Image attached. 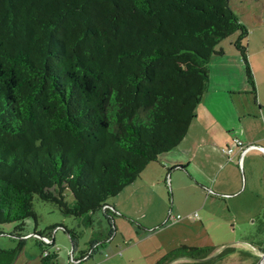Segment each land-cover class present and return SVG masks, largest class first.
<instances>
[{"label": "trees", "instance_id": "1", "mask_svg": "<svg viewBox=\"0 0 264 264\" xmlns=\"http://www.w3.org/2000/svg\"><path fill=\"white\" fill-rule=\"evenodd\" d=\"M234 32L255 93L248 30L229 0H0V224L22 236L31 219L49 238L36 197L87 224L101 210L112 230L106 200L185 136L207 62L223 54L215 45ZM20 245L0 248V264ZM42 247L41 264L61 262ZM212 252L181 245L154 264H223L234 248Z\"/></svg>", "mask_w": 264, "mask_h": 264}, {"label": "rangeland", "instance_id": "2", "mask_svg": "<svg viewBox=\"0 0 264 264\" xmlns=\"http://www.w3.org/2000/svg\"><path fill=\"white\" fill-rule=\"evenodd\" d=\"M229 5L248 30L243 41L255 93L233 45L238 32L231 33L215 45L223 54L214 53L207 62V87L235 86L237 90L210 93L212 109L225 129L219 133L217 151L203 144L188 166L197 180L190 179L186 169L149 162L138 177L106 200V205L114 202L122 210L112 215V230L101 210L91 214L93 222L87 224L82 217L64 216L52 203L35 197L36 230L52 233L54 227V248H59L62 260L71 251L77 257L91 250L101 264H154L181 245L208 247L213 252L233 247L223 264H250L263 253L255 247L264 244V164L258 160L251 171L248 168L251 160L258 159L259 149L245 150L244 169L238 158L222 149L233 145L234 139L242 146L264 147V0H229ZM252 176L257 181L251 183ZM222 183L226 194L217 191ZM65 199L72 202L70 192H65ZM15 224H0V248L18 246ZM64 228L74 232L73 241ZM32 229L26 223L25 231ZM26 240L24 251L17 253L12 264H41L45 247L34 236ZM235 242L239 244L231 245Z\"/></svg>", "mask_w": 264, "mask_h": 264}, {"label": "crops", "instance_id": "3", "mask_svg": "<svg viewBox=\"0 0 264 264\" xmlns=\"http://www.w3.org/2000/svg\"><path fill=\"white\" fill-rule=\"evenodd\" d=\"M235 88L236 87L233 86V87H225V88H222L221 90L220 89L218 90L215 87L210 89L208 85L207 90L205 91L202 99L200 100V102L197 104L195 108V117L191 121L185 136L180 140V142L174 148H172L169 151L160 153L157 156V159L154 161L161 163L163 166H169V167H172L173 169H178L180 171H183L184 169H186L190 174L189 176L190 179L197 180L196 176L190 173L188 166L193 162L194 158L197 157V154L199 153V150L203 144L209 146V148L211 146V148L213 147L212 149L217 151L216 143L218 142V139H219L218 138V136L220 135L219 133H221L225 129L223 123L218 118V115L212 109V106H211L212 104L210 102V99L212 97L210 93H217L220 91L221 93L228 94L232 90H233L232 92H234V90H237ZM259 151L261 150H258V153H259L258 159L251 160L248 164V168L250 171L258 160H260L264 164V153L259 152ZM231 153L236 158H238L239 163L242 165L244 169V160H245V155H246L245 151L242 153V150L239 147L234 146L233 151ZM246 153H249V152L247 151ZM254 180L257 181V178L252 176L250 182L253 183ZM262 183H264V180H262ZM222 188H224L223 183L220 184L219 188H217V191L221 192L222 194H226L227 191H224ZM106 207L109 208L110 211L114 212V214H119V212L122 211L120 208H118V206L114 202L111 203V206L106 205ZM26 223H30V226H33L32 231H26V233L22 236H17L13 234L15 238L18 239V242L21 244L20 245L21 250L19 249L18 254L24 251L23 248L28 243L26 240L28 237L34 236L38 240L39 244L45 243L43 241V237L45 236H40L37 233H35V226H34L33 221L32 220H30L29 222L26 221ZM112 223H113V220H112ZM51 231L52 233L48 232L50 237L49 238L46 237L49 239V242L45 244L55 245L56 230L54 229V227H52ZM107 239H109V237H107L106 240ZM8 249H11V248L9 247ZM54 249L59 250L58 247H55ZM86 255L88 256L87 257L88 262L100 261L101 263V260L99 259L97 260L94 258L91 250L85 252L82 255L78 254L77 257L74 255L73 251H71L69 255L66 257L65 261L59 257L58 252L56 253V256L61 261L59 262V264H67V263L69 264L71 257L78 258V257H84Z\"/></svg>", "mask_w": 264, "mask_h": 264}, {"label": "built area", "instance_id": "4", "mask_svg": "<svg viewBox=\"0 0 264 264\" xmlns=\"http://www.w3.org/2000/svg\"><path fill=\"white\" fill-rule=\"evenodd\" d=\"M232 143H233V145L227 146L226 148L222 149V151L225 152L226 154H230L233 151V147L237 146V147H239L242 150V153H243L245 150H247V149H249V147H251V144H248L246 146H242L243 144L238 139H234ZM105 207H106V205L103 206V208H105ZM175 219H178V216ZM43 241L45 243H48L49 239L46 238V237H43ZM46 254L47 253L44 252V255H46ZM87 257H88L87 255L84 256V257H78V258L71 257L69 264H101L100 261L88 262L87 261Z\"/></svg>", "mask_w": 264, "mask_h": 264}, {"label": "water", "instance_id": "5", "mask_svg": "<svg viewBox=\"0 0 264 264\" xmlns=\"http://www.w3.org/2000/svg\"><path fill=\"white\" fill-rule=\"evenodd\" d=\"M249 148H257V149H259V150H261L263 153H264V147H262V146H260V145H257V144H251V147H249ZM234 244H239L238 242L236 243H233V244H231V245H234ZM251 248H254V246L253 245H251V244H248ZM218 251H215V252H212L209 256H207L206 258H209V257H212V256H214L216 253H217ZM206 258H204V259H206ZM181 260H183V258H177V259H175V260H173V261H171V262H169L168 264H172V263H174V262H177V261H181ZM264 263V252L260 255V257L258 258V260L255 262V264H263ZM68 264V263H67Z\"/></svg>", "mask_w": 264, "mask_h": 264}, {"label": "flooded vegetation", "instance_id": "6", "mask_svg": "<svg viewBox=\"0 0 264 264\" xmlns=\"http://www.w3.org/2000/svg\"><path fill=\"white\" fill-rule=\"evenodd\" d=\"M255 248H257V249H261V248H259V247H257V246H256ZM263 252H264V251H263Z\"/></svg>", "mask_w": 264, "mask_h": 264}, {"label": "bare ground", "instance_id": "7", "mask_svg": "<svg viewBox=\"0 0 264 264\" xmlns=\"http://www.w3.org/2000/svg\"><path fill=\"white\" fill-rule=\"evenodd\" d=\"M264 264V263H263Z\"/></svg>", "mask_w": 264, "mask_h": 264}]
</instances>
